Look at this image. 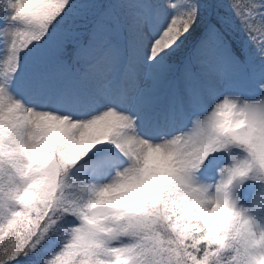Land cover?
Returning a JSON list of instances; mask_svg holds the SVG:
<instances>
[{
	"label": "snow or ice",
	"instance_id": "snow-or-ice-1",
	"mask_svg": "<svg viewBox=\"0 0 264 264\" xmlns=\"http://www.w3.org/2000/svg\"><path fill=\"white\" fill-rule=\"evenodd\" d=\"M0 264H264V0H0Z\"/></svg>",
	"mask_w": 264,
	"mask_h": 264
}]
</instances>
